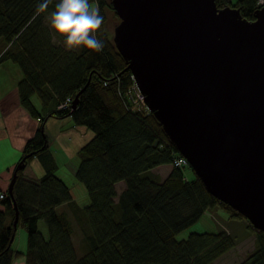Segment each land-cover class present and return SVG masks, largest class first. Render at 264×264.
Segmentation results:
<instances>
[{
  "label": "trees",
  "instance_id": "obj_1",
  "mask_svg": "<svg viewBox=\"0 0 264 264\" xmlns=\"http://www.w3.org/2000/svg\"><path fill=\"white\" fill-rule=\"evenodd\" d=\"M40 2L0 0V63L11 61L21 68V104L40 119L18 161L25 167L17 172L14 198L8 190L0 192V264H14L20 255H25L27 264H214L235 247L230 232L178 235L217 206L234 217H246L211 194L191 165H172L164 180L153 172L162 164H172L180 152L154 113L133 108L126 95L133 74L108 29L107 11L118 16L112 0H90L104 18L96 33L104 44L100 52L83 46L67 49L65 37L50 27L49 14L58 0L37 15ZM216 3L239 8L249 20L260 8L258 0ZM77 94L78 105L72 108ZM35 95L41 100L40 108ZM68 98L71 104L62 107ZM50 116H69L95 133L79 150L75 174L89 193L86 206L77 203L68 184L56 174L58 163L45 129ZM35 157L45 173L39 179L26 178L25 168ZM186 168L196 175L188 177ZM120 181L126 187L118 193ZM61 205L66 209L59 211ZM40 220L45 221L47 232L40 229ZM20 228L27 233L25 252L13 247ZM249 228L256 236L255 248L239 264H264V231L250 222ZM76 236L83 254L78 253Z\"/></svg>",
  "mask_w": 264,
  "mask_h": 264
},
{
  "label": "water",
  "instance_id": "obj_2",
  "mask_svg": "<svg viewBox=\"0 0 264 264\" xmlns=\"http://www.w3.org/2000/svg\"><path fill=\"white\" fill-rule=\"evenodd\" d=\"M112 3L113 41L165 133L211 194L264 231V5L249 20L216 0Z\"/></svg>",
  "mask_w": 264,
  "mask_h": 264
},
{
  "label": "crops",
  "instance_id": "obj_3",
  "mask_svg": "<svg viewBox=\"0 0 264 264\" xmlns=\"http://www.w3.org/2000/svg\"><path fill=\"white\" fill-rule=\"evenodd\" d=\"M22 77L23 72L16 63L11 61L0 63V192L5 191L8 183L10 184L26 142L40 125V119L33 117L21 104L18 82ZM8 79H11L10 83H7ZM33 100L40 108L41 100L37 98ZM45 129L49 138V149L58 163L56 174L68 184L73 198L80 206L88 205L89 193L75 174L80 162L79 150L94 137L95 133L85 125L75 124L69 116L48 117L45 121ZM172 169L171 164H162L154 168L153 172L164 180ZM44 173L45 169L38 157L31 159L24 171L26 178L33 179H39ZM116 187L118 193H121L126 184L120 181ZM66 207L67 205H61L58 210H65ZM39 227L47 232L44 220L39 221ZM14 243L15 250L26 251V245L23 248L22 245L14 246ZM14 264H27L25 255L16 257Z\"/></svg>",
  "mask_w": 264,
  "mask_h": 264
},
{
  "label": "rangeland",
  "instance_id": "obj_4",
  "mask_svg": "<svg viewBox=\"0 0 264 264\" xmlns=\"http://www.w3.org/2000/svg\"><path fill=\"white\" fill-rule=\"evenodd\" d=\"M231 1L236 2L237 0ZM107 14L109 17L108 29L113 36L114 28L119 23L120 18L111 9L107 11ZM10 80L11 79H8L7 83H10ZM34 98L35 100L36 98L37 100H40L37 95H35ZM185 170L188 177H194V175H196L194 171L189 168H186ZM8 188L9 183L5 191H7ZM223 229L227 230L234 236V238L236 239V245L227 253L219 257L214 262V264H239L254 250L256 236L255 233L249 228L248 219L234 217L221 206H217L206 211V213L200 218L198 222L183 231L180 235H178V238H185L189 233L193 231H219ZM27 240L28 238L25 229L20 228L17 232L14 246L19 247L20 245H22L21 247L24 248L26 245L27 247ZM75 243L78 253L83 254V250L80 247L81 242H79L78 236L75 237Z\"/></svg>",
  "mask_w": 264,
  "mask_h": 264
},
{
  "label": "clouds",
  "instance_id": "obj_5",
  "mask_svg": "<svg viewBox=\"0 0 264 264\" xmlns=\"http://www.w3.org/2000/svg\"><path fill=\"white\" fill-rule=\"evenodd\" d=\"M53 0H41L36 7L39 15L48 10ZM50 27L65 37L64 45L73 50L81 46L96 52L103 50V41L96 33L102 28L104 18L98 6L90 0H58L49 14Z\"/></svg>",
  "mask_w": 264,
  "mask_h": 264
},
{
  "label": "built area",
  "instance_id": "obj_6",
  "mask_svg": "<svg viewBox=\"0 0 264 264\" xmlns=\"http://www.w3.org/2000/svg\"><path fill=\"white\" fill-rule=\"evenodd\" d=\"M258 4L260 7L264 5V0H258ZM129 98V101L133 108L137 110H148L151 111L145 101V96L141 92L136 80L133 77V83L129 86L127 92H126ZM71 99L68 98L63 104H61L62 107H65L66 105L71 104ZM172 165L176 167H187L190 165V162L187 157L182 155L181 153L174 157L172 161ZM1 197H3V194H0Z\"/></svg>",
  "mask_w": 264,
  "mask_h": 264
}]
</instances>
